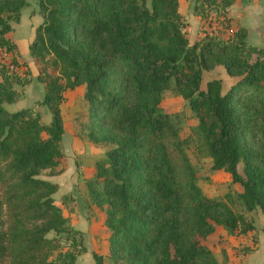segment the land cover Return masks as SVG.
<instances>
[{"label":"trees","instance_id":"trees-1","mask_svg":"<svg viewBox=\"0 0 264 264\" xmlns=\"http://www.w3.org/2000/svg\"><path fill=\"white\" fill-rule=\"evenodd\" d=\"M233 2L195 0L191 9L202 24L213 12L217 29ZM36 3L42 20L28 53L43 93L33 103L49 119L40 122L32 105L4 107L22 95L29 70L18 74L0 61V264H75L85 250L81 230L66 223L53 197L57 182L39 176L62 161L60 102L82 81L88 137L108 141L85 187L90 203L104 205L112 264H217L201 241L214 224L250 235L246 247L254 249L250 218L201 192L186 139L157 105L165 88L187 100L212 166L240 184L245 210L264 214V46L247 43L243 26L225 39L204 31L189 42L178 0ZM27 4L0 0V47L13 53L8 33ZM213 64L235 77L225 91L217 77L200 85L202 67ZM90 255L102 263L101 253Z\"/></svg>","mask_w":264,"mask_h":264},{"label":"rangeland","instance_id":"rangeland-1","mask_svg":"<svg viewBox=\"0 0 264 264\" xmlns=\"http://www.w3.org/2000/svg\"><path fill=\"white\" fill-rule=\"evenodd\" d=\"M194 1L180 0L178 10L183 15H189L192 13L191 8ZM27 2L26 7L28 9L37 6L36 0H27ZM260 8L257 7V11ZM214 16L215 14L210 11L208 19L213 20L216 27ZM186 24H188L187 21ZM199 25L202 26H199L202 33L199 36H202L203 32L206 31L204 28L206 24L200 22ZM221 27L224 28V26L220 25L217 31ZM184 30L188 33L187 37L190 38L200 33L194 30L195 34L193 35L191 30L186 28V25ZM194 39L197 38L194 37ZM248 39L245 41L251 45L260 46L264 44V35L259 40L263 41L261 43L256 41L255 44H252L254 40ZM20 63L23 65L22 62ZM211 77L220 79L222 91H225L235 79L234 76L228 75L220 64H213L208 67H202L201 87H204L205 81ZM39 87L38 84L37 86H32L30 93L26 97L22 98L21 95L11 104L10 102H4V107L12 111L15 109V106L20 108L25 105H32L38 113L39 121L47 122L49 119L47 108L44 105L33 103L34 99H39L42 95L40 94ZM84 90L85 83L83 81L77 83L71 89L67 88L64 90L63 98L60 102V112L64 127L60 141L63 158L57 166L41 169L39 176L60 182L61 189L55 193V201L61 202L60 206L66 223L72 227H75L74 224L76 226L79 224L81 227L78 229L82 233L84 251L91 252L94 250L101 253V264H112L107 251L108 229L103 223L104 205L101 207L90 203L85 187V180L94 174V161L104 156V150L108 146V141L92 140L88 137L90 119L88 102L84 97ZM157 106L161 112L168 113L171 123L177 129L179 136L186 139L184 150L191 164L195 183L201 192L208 197L225 201L232 209L242 212L250 218L256 230L261 228L264 224V214L260 208L256 206L251 210H245L237 196L241 190L240 184L231 181L228 172L212 166L211 157L206 151L201 135L195 130V117L188 106L187 100L171 88H165L161 92ZM241 165L240 161L237 164L239 171H241ZM92 218L94 222L89 223ZM87 221L88 225L92 226L91 228L85 223ZM51 234V231L47 233L48 236ZM250 239V235L228 233L220 224H214V229L204 235L201 241L211 250L217 264H243V254L249 252V249L246 247V241L249 242ZM262 246H264L263 241ZM79 261L77 260L75 264H93L92 258L91 263H86L85 259L83 262Z\"/></svg>","mask_w":264,"mask_h":264},{"label":"crops","instance_id":"crops-1","mask_svg":"<svg viewBox=\"0 0 264 264\" xmlns=\"http://www.w3.org/2000/svg\"><path fill=\"white\" fill-rule=\"evenodd\" d=\"M179 2L180 0H178V5ZM25 7L26 5L20 9L19 18L11 23L12 29L8 33V36L15 45V58L22 62L23 66L29 70V80L22 86V98L26 97L30 93L31 87L37 86V84L40 86V94L43 93L42 84H40V82L35 78V74L37 72L36 66L28 53V43L33 37L35 26L42 20V17L37 12V6L31 7L30 9L27 7L25 9ZM257 7H261L260 10L257 11ZM184 15L186 18L185 20L188 22V24H186V28L190 29L193 35L195 34L194 30L200 32L198 35L194 36L195 38H198V36L202 34L199 28V16L192 13ZM226 15L229 17V21L224 28L221 27L219 29V37L225 38L231 34L237 26H243L246 28V40L248 38L254 40L252 44H255L256 41L260 43L263 42L259 40L261 36L264 35V0H246L245 2H242L241 0H234V2L226 8ZM194 37H188L189 42H192ZM260 46H264V44H261ZM12 102L13 101H11L10 104ZM17 108L18 107L15 106V109ZM52 181H55L58 184L57 189L53 193V197L55 198V193L57 190L61 189L59 185L60 182L54 179ZM88 221L85 223L89 228H91L92 226L88 225ZM93 222L94 220L92 218L89 223ZM74 226L75 228H81L79 224L78 226L74 224ZM262 241L264 242V229L258 228L256 247L243 254V264H264V246H262ZM246 243H248V241H246ZM82 259H85L86 263H91L90 252H87L86 250L79 254L76 258V262L77 260H80L79 262H83Z\"/></svg>","mask_w":264,"mask_h":264},{"label":"built area","instance_id":"built-area-1","mask_svg":"<svg viewBox=\"0 0 264 264\" xmlns=\"http://www.w3.org/2000/svg\"><path fill=\"white\" fill-rule=\"evenodd\" d=\"M204 28L206 29L208 34L218 35V31L214 25L213 20L208 19V23H206ZM0 61L4 63L9 70L16 71L18 74L22 73L23 65L15 58V54L9 50L4 49L3 47H0Z\"/></svg>","mask_w":264,"mask_h":264}]
</instances>
